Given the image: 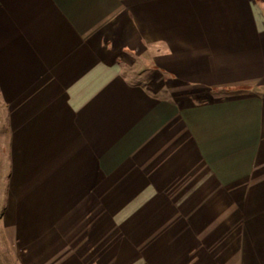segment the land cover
<instances>
[{
    "label": "crops",
    "instance_id": "obj_1",
    "mask_svg": "<svg viewBox=\"0 0 264 264\" xmlns=\"http://www.w3.org/2000/svg\"><path fill=\"white\" fill-rule=\"evenodd\" d=\"M11 262L264 264V0H0Z\"/></svg>",
    "mask_w": 264,
    "mask_h": 264
},
{
    "label": "rangeland",
    "instance_id": "obj_2",
    "mask_svg": "<svg viewBox=\"0 0 264 264\" xmlns=\"http://www.w3.org/2000/svg\"><path fill=\"white\" fill-rule=\"evenodd\" d=\"M11 259H13V258H11ZM9 264H20V263L19 262H11Z\"/></svg>",
    "mask_w": 264,
    "mask_h": 264
}]
</instances>
